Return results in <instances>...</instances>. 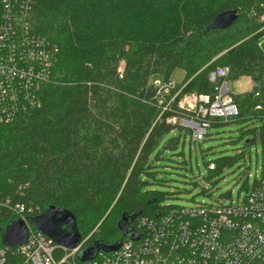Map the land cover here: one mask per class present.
Returning a JSON list of instances; mask_svg holds the SVG:
<instances>
[{"label":"trees","instance_id":"16d2710c","mask_svg":"<svg viewBox=\"0 0 264 264\" xmlns=\"http://www.w3.org/2000/svg\"><path fill=\"white\" fill-rule=\"evenodd\" d=\"M231 10V27L210 28ZM30 28L57 50L37 104L0 125V196L32 217L51 206L70 211L89 237L81 251L129 238L118 228L123 217L134 233L137 219L176 207L149 186L162 183L161 153L189 134L179 122L191 115L178 102L214 96L215 68L253 83L231 94L238 116L226 123L264 120V109L254 111L264 108V0H34Z\"/></svg>","mask_w":264,"mask_h":264},{"label":"built area","instance_id":"2783aa9c","mask_svg":"<svg viewBox=\"0 0 264 264\" xmlns=\"http://www.w3.org/2000/svg\"><path fill=\"white\" fill-rule=\"evenodd\" d=\"M33 3L0 0V125L37 104V91L47 82L55 61L57 49L30 32ZM227 78L228 69L217 67L209 74V81L218 83L214 96L191 93L178 102L191 115L187 122L193 126L190 142L194 145L205 141L213 120L226 123L238 116L232 93L226 89ZM263 109L257 105L254 111ZM214 168L212 162L207 167L208 171ZM31 217L24 206L0 196V225L14 218L28 228L21 246L0 245V264H264V169L241 201L174 207L155 218L141 217L133 228L134 238L85 262L77 257L89 237L66 249L32 227Z\"/></svg>","mask_w":264,"mask_h":264},{"label":"rangeland","instance_id":"374dc122","mask_svg":"<svg viewBox=\"0 0 264 264\" xmlns=\"http://www.w3.org/2000/svg\"><path fill=\"white\" fill-rule=\"evenodd\" d=\"M264 45V38L259 42ZM184 72L176 70L172 81H183ZM159 77L154 76L153 80ZM253 87L250 78L227 80L229 93L239 94ZM187 127L190 132L192 125ZM175 149L161 153L157 179L161 184L149 186L151 191L167 193L161 205L191 208L197 204L227 205L243 199L255 181L262 176L264 166V120H244L211 127L209 135L200 143L190 144V135ZM173 136L179 135L175 131ZM216 164L208 171L207 163ZM119 219V217H118ZM117 220V219H116ZM118 221V220H117ZM115 223H117L115 221Z\"/></svg>","mask_w":264,"mask_h":264},{"label":"water","instance_id":"95a60500","mask_svg":"<svg viewBox=\"0 0 264 264\" xmlns=\"http://www.w3.org/2000/svg\"><path fill=\"white\" fill-rule=\"evenodd\" d=\"M237 19V12L234 10L219 14L213 21L210 28L227 29L231 27ZM186 125L188 122L183 121ZM133 218L123 217L118 225L124 237L134 238L135 234L127 229V224ZM28 223L32 224L38 231L51 240L54 244L62 246L66 249H74L81 243V235L77 228L74 215L63 208L51 206L42 214L29 218ZM28 228L24 221L15 219L10 222L6 228L1 231L0 240L5 247H19L27 241ZM121 242L113 246H103L100 242H95L88 248L80 251L78 260L85 262L93 260L99 251L110 252L119 248Z\"/></svg>","mask_w":264,"mask_h":264}]
</instances>
